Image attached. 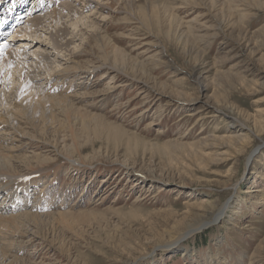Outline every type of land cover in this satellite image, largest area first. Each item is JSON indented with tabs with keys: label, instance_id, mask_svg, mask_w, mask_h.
Segmentation results:
<instances>
[{
	"label": "rangeland",
	"instance_id": "obj_1",
	"mask_svg": "<svg viewBox=\"0 0 264 264\" xmlns=\"http://www.w3.org/2000/svg\"><path fill=\"white\" fill-rule=\"evenodd\" d=\"M148 1L134 0L144 10L130 12L129 0H103L106 8L96 13L91 0L83 16L92 14L94 29L83 24L85 35L80 32L70 46L78 51L70 63L103 64L107 54L94 38L104 32L129 54L134 83L102 76L104 66L90 67L89 78L78 67L58 71L49 84L42 76L35 80L44 93L77 95L76 104L95 116L71 126L52 124L46 137L58 153L19 172L50 179L31 186L28 203L43 204L39 214L51 212L40 226L52 243L32 240L7 249L27 264H264V0H163L155 8ZM62 5L56 7L58 21L69 20L75 35V16ZM50 24L41 28V40L54 55L69 58L49 41L55 30ZM21 27V37L34 34L33 22ZM0 41L5 44L4 37ZM34 45L29 49L37 51L40 45ZM136 61H143L144 76ZM58 64L49 65L55 70ZM5 81L12 87L10 78ZM217 101L230 110L213 114ZM244 121L255 127L253 134L244 137L243 147L235 145L237 152L225 154L222 138L244 136ZM228 178V184L218 182ZM7 195L1 194L0 204ZM20 196L19 204L27 203ZM233 199H243L235 211L228 206ZM218 210L224 216L208 228L167 246ZM61 212L68 215L59 217ZM2 235L0 242L11 236Z\"/></svg>",
	"mask_w": 264,
	"mask_h": 264
},
{
	"label": "bare ground",
	"instance_id": "obj_2",
	"mask_svg": "<svg viewBox=\"0 0 264 264\" xmlns=\"http://www.w3.org/2000/svg\"><path fill=\"white\" fill-rule=\"evenodd\" d=\"M90 1L91 0H84V5L81 6V8H77L79 0H0V34H3V32L5 33L6 31L5 35L8 34L10 41H17L16 43H5L0 47V107L1 105L4 106V108L0 110V196L4 192L8 193V200L5 199V203L1 202L0 204V235L5 234L8 236V234H10L12 237L20 238L19 242H15L10 236L9 239L0 242V264H27L26 261L22 260L19 256H15L7 252V249H11L13 244H18L14 246L18 247L32 240L37 241L39 244H44V242L47 240L49 241V236L47 237V234H45L46 232L44 233V231H42L40 225L41 223L45 222L48 216L50 217L51 212L39 214L38 211L45 209L43 204H37L34 206L30 202V204L28 203V196L30 195L29 192L31 190V186H33V188L39 187L41 183L46 185L47 181L50 180L46 179L48 174L45 176V174H30V172H28L36 169L32 165V160L38 159L42 155H48L51 153L55 154V151L57 150L56 145L47 140L46 136H48V128H51L52 124H60L64 122H68L71 126V121L73 120L76 121V119H82L86 116H95L90 114V112L85 110L82 106L79 107L78 104H76L74 97L77 95H63L64 93H56L57 95L50 94L49 92H51V90L47 91L48 87L46 88L47 92L45 91L46 93H44L41 89L43 85L40 87L37 85L38 83H36L35 80H39V77L42 76L41 79L46 78V81H48L49 84L51 80L56 78L54 75L58 71L61 73L62 71H65L69 74L72 73V71H77L79 69L78 67L85 69H82L81 72H79L80 76L82 78H89L88 76H90L92 74L91 72L93 71L90 69V67L95 69L94 67L99 68L98 66H101L102 68V66H104L105 70L103 71L104 74L102 76L108 77L109 75V78L121 77L125 84H128L129 82L134 83V74L130 75L131 73L128 70V63L130 61V56H128L129 54H127L125 49L119 47L116 42L111 40L109 35L104 34L102 31L96 33L97 37L94 38V44L99 49H101L102 54H107L106 57H102L103 64L94 63L90 65V67H85L81 64L82 62L77 60L72 61L71 63L69 62L71 59H74V56L78 52L72 53V50L74 49L70 50V46L77 43L76 41L79 39L78 35L80 32L83 34V36L85 35L82 29L83 24H89L86 25V27L88 28L89 26L92 27L91 30L94 29V24L92 21H89L88 18L89 15L92 14L90 13L89 15L87 14L86 16H83L86 5L88 7L91 6L90 3L92 2ZM93 1L95 4L93 7L94 9H92L93 11L96 12L97 9L101 11L106 8V3H101L103 0ZM162 2L163 0H149L147 4L151 8H155L156 6L162 4ZM48 3H51V5L45 7V5H48ZM133 3L134 0H129L130 12L144 10L143 4H137V6H135ZM59 4H61V7L63 6L62 4H65L68 7V16H72V14L75 16V20H73L71 23L73 26H75L76 31L79 27L77 34L74 35V32L70 31V26L67 24L69 20L66 22L58 21L59 17L57 18L56 12H58L57 10H59L60 7L59 9L56 7H58ZM48 12L51 13L46 15ZM41 13H43L45 16L39 17L38 15ZM51 20L52 23L50 24ZM80 21L82 22L81 24ZM88 21L90 23H87ZM30 22L34 23V34L28 32L25 34L27 38L21 37L24 36L25 31V28H22L21 26H27ZM46 24H50L55 29L52 31V33H50L51 40L49 41H53L52 45L56 48L57 52H62L63 49H65V55L68 54V56H70L69 58H60L59 56L54 55L56 54L54 51L52 53L48 51V48L51 46H48V43H44L45 41L41 40L42 36L44 35L40 34V32H42L40 31L41 28L47 26ZM9 28L12 29V31H9ZM45 29L48 30L49 28ZM22 31L23 33H21ZM29 37H31V39ZM31 41H34L35 45L37 43L40 45L38 46L39 49L37 51H32L29 49V47H31ZM18 42L20 44L17 46ZM62 44H65V48L62 47ZM68 56L66 55V57ZM36 57L37 59H41L38 61V63L35 62ZM53 61L55 63H59L58 69L52 70V65L50 66L49 64H51ZM88 61L92 62L90 60ZM137 64H139L140 67L142 66L140 69L142 70V75L144 76L143 61ZM8 78H10L12 84V87L10 88H8L5 81ZM6 86L9 90L5 89ZM143 87L145 86H142V88ZM51 88L49 87V89ZM146 90L148 89L146 88ZM213 97L215 100L218 98H216L215 95ZM181 98L182 97H179V99ZM216 103L218 107H216L217 110L214 111L213 114H216L217 111H222L224 108L227 110L229 109L228 107H221L218 104V101ZM199 110L197 111L199 112ZM197 111L195 113H189V115L194 116L198 113ZM48 123L50 125H48ZM243 123L246 129L244 136L230 134L222 138L224 142L221 143L220 146H222V148L227 147V150H223L225 154L232 155V152H237L235 145L239 144V146L243 147L244 137H246L248 140L251 134H253L255 127L250 126L246 121ZM19 132L20 135H18ZM39 145H41L40 147L42 149L40 153L36 152V149L39 147ZM201 146L205 147L208 146V144L202 142ZM30 148L33 149L30 151L32 153L28 152L30 155L28 153L22 155L20 153H13L15 151H19L20 149H25L28 151ZM219 150L220 149H217V151ZM220 153L217 154L220 155ZM206 155L209 157L208 153ZM70 158L71 157L69 156L68 159ZM26 170H28V175L19 174V172ZM43 178H45V180ZM230 179L231 178H228L222 182L219 180L218 182L228 184ZM22 193L23 196L27 197V203L19 204V202L22 200V195L20 196ZM210 194L211 192H207L206 196H209ZM43 196L45 197V194H43ZM207 199L208 198L206 197L205 201L208 202ZM241 202H243V199H233L230 203L228 202V206L232 207V210L235 211V209L238 207V204ZM223 212L224 210L214 211V214L212 213L210 216V220L206 219L187 232L185 231L184 234L172 240L167 246L171 247L173 245H177L181 241L190 238L192 235L199 232L203 226H208V224H211L212 221L218 220L224 216L225 213L227 214V208L225 213ZM67 215L68 214L61 212L59 217L64 218ZM34 233L38 235L37 238L35 237L36 235H34ZM49 242L52 243L51 240ZM9 259L11 260L8 262Z\"/></svg>",
	"mask_w": 264,
	"mask_h": 264
},
{
	"label": "water",
	"instance_id": "obj_3",
	"mask_svg": "<svg viewBox=\"0 0 264 264\" xmlns=\"http://www.w3.org/2000/svg\"><path fill=\"white\" fill-rule=\"evenodd\" d=\"M209 226H210V225H208V226H203V227H202V230L208 228Z\"/></svg>",
	"mask_w": 264,
	"mask_h": 264
},
{
	"label": "snow or ice",
	"instance_id": "obj_4",
	"mask_svg": "<svg viewBox=\"0 0 264 264\" xmlns=\"http://www.w3.org/2000/svg\"><path fill=\"white\" fill-rule=\"evenodd\" d=\"M9 67H11V66H9Z\"/></svg>",
	"mask_w": 264,
	"mask_h": 264
}]
</instances>
